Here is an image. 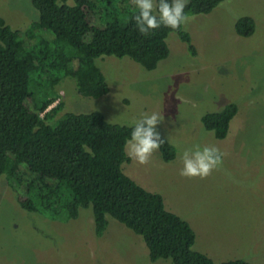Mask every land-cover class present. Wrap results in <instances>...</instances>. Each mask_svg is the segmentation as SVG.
Listing matches in <instances>:
<instances>
[{"label": "rangeland", "instance_id": "obj_1", "mask_svg": "<svg viewBox=\"0 0 264 264\" xmlns=\"http://www.w3.org/2000/svg\"><path fill=\"white\" fill-rule=\"evenodd\" d=\"M0 17L12 30L25 31L39 14L30 0H0ZM189 17L182 30L191 38L194 56L170 33L169 56L153 71L127 57H100L96 65L108 94L82 97L75 80L63 77L48 88L56 96L48 110L62 103L48 124L55 126L67 113L100 112L110 124L132 127L144 114L161 112L164 120L157 131L175 148V159L166 163L156 151L147 165H139L125 147L123 173L159 194L165 209L188 223L195 234L193 251L215 264H264V0H224L208 15ZM243 17L255 23L247 38L234 30ZM41 84L36 80L30 87L36 100ZM228 104L238 112L226 138L217 140L201 120ZM197 144L216 146L224 154L223 164L205 179L182 177L180 156ZM107 220L97 237L91 208L80 209L75 220L27 212L0 176V264H172L151 262L138 235Z\"/></svg>", "mask_w": 264, "mask_h": 264}, {"label": "trees", "instance_id": "obj_2", "mask_svg": "<svg viewBox=\"0 0 264 264\" xmlns=\"http://www.w3.org/2000/svg\"><path fill=\"white\" fill-rule=\"evenodd\" d=\"M30 1L39 18L25 31L12 30L0 17V176L13 186L17 204L27 212L67 220L77 219L80 209L91 208L97 237L110 217L142 239L151 262L215 264L192 250L194 232L165 209L159 194L123 173L126 142L134 126L110 124L100 112L67 113L55 126L48 124L62 108L59 103L48 110L56 101L48 88L61 78L74 79L80 96L99 99L109 89L97 59L127 57L153 71L169 56L170 33L178 35L192 56L196 54L188 33L182 26L176 31L162 26L141 35L133 0H74L73 5L67 0ZM223 1L188 0L185 12L208 15ZM234 30L247 38L255 32V23L243 17ZM36 80L42 81L39 100L30 89ZM237 112L235 104H228L201 121L223 140ZM164 140L158 151L168 163L176 150Z\"/></svg>", "mask_w": 264, "mask_h": 264}, {"label": "clouds", "instance_id": "obj_3", "mask_svg": "<svg viewBox=\"0 0 264 264\" xmlns=\"http://www.w3.org/2000/svg\"><path fill=\"white\" fill-rule=\"evenodd\" d=\"M138 9L135 26L143 36L151 35L163 27L173 31L187 25L190 17L185 12L188 0H133ZM161 112L144 114L134 122L130 138L126 142L127 155L139 165H147L153 153L158 151L165 140L157 131L163 123ZM223 153L216 146L194 145L185 148L180 156L182 167L179 175L185 178L205 179L223 164Z\"/></svg>", "mask_w": 264, "mask_h": 264}]
</instances>
